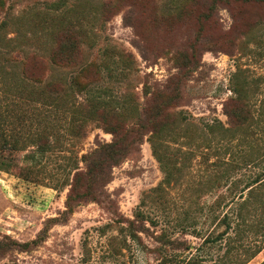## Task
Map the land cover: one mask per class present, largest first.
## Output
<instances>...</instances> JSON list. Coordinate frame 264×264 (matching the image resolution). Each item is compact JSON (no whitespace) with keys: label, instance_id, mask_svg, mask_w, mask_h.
Returning a JSON list of instances; mask_svg holds the SVG:
<instances>
[{"label":"rangeland","instance_id":"rangeland-1","mask_svg":"<svg viewBox=\"0 0 264 264\" xmlns=\"http://www.w3.org/2000/svg\"><path fill=\"white\" fill-rule=\"evenodd\" d=\"M173 2L189 7L188 0H145L144 7L127 0H0V114L9 119L16 112L31 116V107L22 110L5 89L7 83L22 79L24 66L21 70L20 64H28L27 56L47 60L40 71H49L51 77L71 81L76 75V71L56 67L45 52L55 26L69 22L85 32V59L108 65L102 67V81L90 87L91 96L119 107H137L142 114L153 101L149 92L179 95L168 108L174 117V132L163 145L174 167L173 179L166 182L167 170L154 156L147 133L140 151L113 169L101 200L75 202L71 212L66 208L69 187L62 185L72 178L67 172L69 162H79L97 144L111 142L112 135L92 125L85 138L74 140L66 133L68 116L53 112V126L60 135L55 153L28 177L20 170L27 166L25 152L16 154L18 168L0 170V241L7 237L23 244L41 238L39 246L31 251L12 250L0 258V264H158L173 249L158 242L157 236L166 233L169 239L187 241L196 249L204 237L215 238L225 229L217 224L227 212L223 205L229 198H223L228 190L213 177L230 157L215 148L218 144L209 147V141L219 136L209 126L226 122L223 106L232 95L231 79L239 69L259 79L253 102L260 105L264 50L252 46L246 56L237 52L231 56L209 43L230 29L228 10L218 7L214 22L197 24L185 15L172 16ZM105 3L109 4L106 8ZM94 8L109 10L107 19ZM249 12L264 17V7ZM127 17L136 28L127 25ZM135 41L144 47L146 58ZM123 53L136 58L131 70L121 65ZM183 60L196 63L185 76L178 68ZM134 123L130 117L128 125ZM13 129L12 124L6 127L8 133ZM80 167L84 169L82 162ZM220 197L223 207L218 209ZM139 213L142 217L137 219ZM134 220L149 230L138 234L141 242L133 240L126 229ZM196 230L201 231L200 238L194 236ZM223 244L219 241L205 251L209 260L222 255L219 246ZM195 249L193 255H197ZM263 260L264 251L249 264Z\"/></svg>","mask_w":264,"mask_h":264},{"label":"trees","instance_id":"trees-1","mask_svg":"<svg viewBox=\"0 0 264 264\" xmlns=\"http://www.w3.org/2000/svg\"><path fill=\"white\" fill-rule=\"evenodd\" d=\"M127 1L134 6L145 5V0ZM188 3L189 7L186 8L183 3L180 5L173 2L172 16L175 13L177 17L185 15L186 19L194 20L197 24H206L215 21L218 7H224L230 13V29L222 32L216 41L209 42L215 47H220L231 56L235 52L246 56L249 51L252 53V46L264 50V17L249 15L251 8H263L264 0H188ZM104 5L105 8L109 6L106 3ZM94 9L99 11L102 19H107L106 13L109 10ZM80 15L84 17L82 12ZM125 22L136 28L131 17H127ZM50 36L45 51L50 61L56 67L76 71V75L68 81L51 77L48 71V79V72L45 74L40 71L41 65L47 64V60L41 61L40 56L35 54L27 56V65L20 64L21 70L24 66L21 71L22 79L17 77V83L9 82L5 89L14 96L16 104L22 110L24 107H31V116L25 112H16L13 113L12 120L1 112L0 170L18 168L16 154L25 152L23 159L27 166L20 170L21 174L27 173L28 177L36 168L41 167L47 156L55 153L60 135L53 126L51 116L58 110L68 116L66 133L74 140L85 138L92 125L112 135L111 142L97 144L93 151L83 154L79 162H69L70 170L64 168L72 176L62 183L69 187L66 208L70 212L75 202L101 200L104 195L102 188L110 182L113 169L140 151L147 133L150 134L149 141L154 156L167 170L166 182L169 183L175 173L163 145L174 132L171 128L174 117L168 108L179 95L170 96L166 91L149 92L153 101L149 107L142 109V114L137 107H119L113 101L91 96L90 87L102 81V67L108 65L85 59L83 28L69 22L58 28L55 26ZM134 46L146 58L145 49L140 42L135 41ZM120 58L125 69L131 70L136 63V58L131 53H123ZM195 64L183 60L178 66L182 76L187 75ZM258 81L259 79H251L245 71L239 69L231 79L232 95L223 106L226 122L217 121L216 125L209 126L210 132L219 134L216 141L208 140L209 147L211 148L212 143L216 146L218 144L221 148H215L223 150L230 157L221 164L222 170L213 177L218 185L224 182V187L228 190L227 197L223 198H229L223 205L227 212L217 224L225 225V229L215 238L211 235L204 237L201 246L196 249L187 241L169 239L166 233L157 236L158 242L173 249L169 255H163L158 264H249L264 251V97L259 100L260 105L253 102L258 95L255 92ZM130 117L135 119L131 126L128 125ZM10 123L14 129L8 133L6 127ZM80 162L84 164V169H81ZM223 199L216 203L218 209L223 207ZM141 217L142 214L139 213L137 219ZM217 217L215 216V221ZM136 220L129 221L126 229L133 240L141 242L138 234L149 230L144 225L137 224ZM122 231L124 232V228ZM201 235V231L194 232L197 238ZM40 240L39 237L21 244L6 237L0 241V258L12 250L31 251L33 247L39 246ZM219 241L224 243L219 246L222 255L209 260L210 254L205 251L211 250L213 244ZM193 249L197 255L192 254ZM114 252L119 253L117 248H114ZM260 264H264V260Z\"/></svg>","mask_w":264,"mask_h":264}]
</instances>
